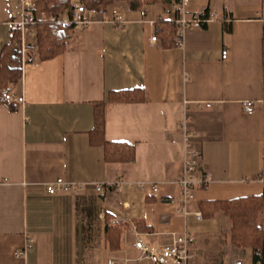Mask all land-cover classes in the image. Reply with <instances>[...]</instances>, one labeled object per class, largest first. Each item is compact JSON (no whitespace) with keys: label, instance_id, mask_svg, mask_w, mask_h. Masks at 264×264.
Wrapping results in <instances>:
<instances>
[{"label":"crops","instance_id":"crops-1","mask_svg":"<svg viewBox=\"0 0 264 264\" xmlns=\"http://www.w3.org/2000/svg\"><path fill=\"white\" fill-rule=\"evenodd\" d=\"M172 2L116 5L123 26L104 19L112 18L109 8L100 10L88 26H70L66 51L49 59H39L36 29L28 38L36 57H17L20 75L0 101V264H145L133 261L135 234L160 245L173 232L192 235L189 217L205 218L204 200L264 198V0H191L189 12L215 18L189 27L177 46L159 37L150 43L156 27L174 20ZM21 13V0H0V57L14 31L20 38L13 22ZM134 89L143 91L142 101L108 100L110 92ZM244 102L253 103V113ZM184 120L202 151L200 173H208L187 214L176 183ZM107 142L133 144L135 159L106 160ZM57 178L123 186L51 194L47 185ZM212 217L222 246L204 253L194 242L193 263L250 261L253 251L245 256L230 240V218ZM110 230L119 232L118 249L110 247Z\"/></svg>","mask_w":264,"mask_h":264},{"label":"built area","instance_id":"built-area-1","mask_svg":"<svg viewBox=\"0 0 264 264\" xmlns=\"http://www.w3.org/2000/svg\"><path fill=\"white\" fill-rule=\"evenodd\" d=\"M74 1V10L71 15L62 19L55 20L50 17L59 28L64 26L82 27L88 26L92 23L94 18L101 12L96 8H88L80 0ZM191 0H173L172 7L175 11L174 22L178 27V42H181L186 30L189 27L201 28L208 22L212 21L216 14L210 11L189 12L187 9ZM36 0H21L22 13L20 19L13 22V24L20 31V38L15 39V46L19 50L21 59L26 60V53L30 49L28 38L33 35L39 21L42 18L36 16L32 11L35 8ZM112 18L105 16V20H109L117 25H125L127 20L124 14L118 7L111 9ZM141 16L143 21H148L152 25L154 21L146 20V11L141 9ZM158 36L153 33L150 38V43L156 44ZM228 57V49L222 50V58ZM16 102L24 103V97L15 98ZM246 112L253 113L254 105L252 102H244ZM183 143H184V158L183 170L181 175L177 178L176 183L180 187L181 210L187 214L188 204L195 198V190L199 187H205L208 184V173H200V161L202 158V151L194 144V134L189 131L186 120L181 123ZM107 184H112L118 191L122 190L123 182H69L63 178H57L47 185V191L51 194L57 191H82L88 186H93L98 192L101 191ZM153 192H157L158 187L153 184ZM198 219L202 218L201 212H194ZM135 248L139 255L133 261H140L145 264H194V238L186 231L177 233L173 232L169 235L168 240L160 245L148 244L141 235L135 234ZM111 264H117L112 261ZM232 264H264V255L250 261L241 259L234 260Z\"/></svg>","mask_w":264,"mask_h":264},{"label":"trees","instance_id":"trees-1","mask_svg":"<svg viewBox=\"0 0 264 264\" xmlns=\"http://www.w3.org/2000/svg\"><path fill=\"white\" fill-rule=\"evenodd\" d=\"M88 8L107 10L108 7L120 0H81ZM132 9H140L144 3L156 0H122ZM71 0H39L33 13L39 17L40 11L58 17L66 11L71 15L73 12ZM208 11V10H206ZM159 23V22H157ZM156 35L160 38L163 46L174 47L178 42V27L174 20L162 23L156 27ZM17 36L14 31L11 42L4 47L0 57V101H7L9 82H16L20 75L19 67L13 66L17 59V47L13 41ZM36 38L39 51V59H49L66 51L69 42V29L59 30L53 22L39 21L36 27ZM264 50V44H263ZM141 89L113 91L109 93L108 100L117 102L142 101ZM14 109L15 104L9 103ZM104 113L100 109V126L103 128ZM105 159L108 161L129 162L135 159V147L133 144L121 142H107L105 144ZM203 217L214 216L223 212L232 222L230 240L237 247L250 248L253 250L252 259L255 260L264 255V198L261 195H249L230 200H204L200 203ZM118 230H110V247L112 250L119 247Z\"/></svg>","mask_w":264,"mask_h":264},{"label":"rangeland","instance_id":"rangeland-1","mask_svg":"<svg viewBox=\"0 0 264 264\" xmlns=\"http://www.w3.org/2000/svg\"><path fill=\"white\" fill-rule=\"evenodd\" d=\"M38 2H39V0H36L35 7H36V5H37ZM71 2H72V0H71ZM120 4L127 5L126 2L120 0V1H117L114 4L110 5L108 7L109 8L108 10L111 11V7H115L116 5L119 6ZM72 5L74 7V1L72 2ZM66 13H68V12L66 11L64 14H62V15H60L58 17H55L54 15L47 14L44 11L43 12L40 11L39 18H42L44 22H53L52 20H50V17L54 18L55 20L62 19L64 17H66L65 16ZM57 28L59 30L69 29V34H70V26H64L62 28H59L57 26ZM19 55L20 54H19V50H18V51H16V56L19 57ZM30 56H35L36 57V54L33 53V51H27V53H26V59H29ZM196 192H197V189L195 190V195H196ZM188 222H189V229L192 232L195 245H196V247L199 250L204 251V253H205L206 250L208 252H210V253L211 252L212 253L219 252V249L222 246L221 245V243H222L221 236L223 234L222 235L219 234V231H220V221H219L218 218H215V217H212L211 216V217H205L204 219H202L200 221H197L193 216H190ZM230 234H231V227H230ZM208 238H209V243L207 242V239ZM236 248H240L239 249L240 251H238V252H244L245 256L249 255L253 251L250 248L237 247V246H236ZM245 256H243V254H242L241 257H245Z\"/></svg>","mask_w":264,"mask_h":264}]
</instances>
